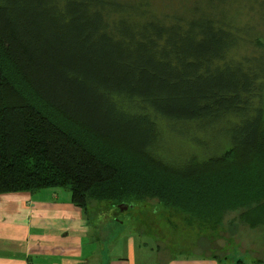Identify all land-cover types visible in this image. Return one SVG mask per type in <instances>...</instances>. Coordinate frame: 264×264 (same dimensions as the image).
Instances as JSON below:
<instances>
[{
	"label": "trees",
	"instance_id": "obj_1",
	"mask_svg": "<svg viewBox=\"0 0 264 264\" xmlns=\"http://www.w3.org/2000/svg\"><path fill=\"white\" fill-rule=\"evenodd\" d=\"M223 1L0 0V194L59 187L86 212L156 198L213 229L233 211L263 225L264 38ZM160 121L230 146L172 164Z\"/></svg>",
	"mask_w": 264,
	"mask_h": 264
},
{
	"label": "rangeland",
	"instance_id": "obj_2",
	"mask_svg": "<svg viewBox=\"0 0 264 264\" xmlns=\"http://www.w3.org/2000/svg\"><path fill=\"white\" fill-rule=\"evenodd\" d=\"M150 1L159 11H178L184 6L192 9L194 1L201 6L208 3V0ZM261 5H264V0H225L219 3L217 8L224 18L235 21L241 27L256 26L257 32L264 38L262 21L264 9L260 8ZM250 50L252 51L245 43L240 48V54L248 53ZM160 122V138L155 153L172 164H183L193 156L203 160L213 152L221 153L230 146L227 139L224 140L221 136H218V141L214 144L205 143V146V134L197 132L193 124H188V131L182 133L181 130L179 132L173 129L166 121ZM194 134L201 138V145L192 141ZM61 190L67 194L66 189ZM91 203L98 207V210L96 209L98 212L102 211L107 215V218L98 220L97 215L91 211L88 216L91 221L89 238L92 241V246L88 250L94 248L99 254L102 252L103 264H107L113 256H122L126 250L125 236L137 232L138 229L149 233L155 239L167 241V244L171 245L168 248L170 251L167 252L170 254H186L184 251L188 249L185 243H190L192 248L190 250L201 252L204 247L206 253L218 254L221 261L225 260L226 264H234V260L238 258L243 259L244 264H261L264 261V224L256 226L245 224L240 219V212H227L213 229L211 224L205 225L204 220L156 198L128 204L129 208L123 211L118 210L120 204L112 207L111 202L106 201L92 200ZM117 218L120 223L123 222L120 226ZM181 242L180 246H176ZM139 251L144 256L150 255L145 247ZM224 255L229 256V259H224Z\"/></svg>",
	"mask_w": 264,
	"mask_h": 264
},
{
	"label": "crops",
	"instance_id": "obj_3",
	"mask_svg": "<svg viewBox=\"0 0 264 264\" xmlns=\"http://www.w3.org/2000/svg\"><path fill=\"white\" fill-rule=\"evenodd\" d=\"M61 189L0 194V264H103L102 252L88 250L92 246L88 216L93 211L98 220H103L106 213L98 212V208L86 212L73 203L70 191L64 194ZM116 221L119 226L123 223ZM125 239V253L113 256L107 264H226L196 250L167 253L171 246L167 241L140 229ZM185 244L190 247V243ZM143 247L150 255L140 253ZM159 247L165 250L159 251ZM238 259L233 263L238 264Z\"/></svg>",
	"mask_w": 264,
	"mask_h": 264
},
{
	"label": "flooded vegetation",
	"instance_id": "obj_4",
	"mask_svg": "<svg viewBox=\"0 0 264 264\" xmlns=\"http://www.w3.org/2000/svg\"><path fill=\"white\" fill-rule=\"evenodd\" d=\"M126 206V207H125ZM123 207L125 208L124 210H127L129 207H128V205H123ZM118 210H122V208L120 207V205H118ZM123 211V210H122Z\"/></svg>",
	"mask_w": 264,
	"mask_h": 264
},
{
	"label": "water",
	"instance_id": "obj_5",
	"mask_svg": "<svg viewBox=\"0 0 264 264\" xmlns=\"http://www.w3.org/2000/svg\"><path fill=\"white\" fill-rule=\"evenodd\" d=\"M120 207L122 208V210H124L125 208L123 207V204H120ZM126 207V206H125Z\"/></svg>",
	"mask_w": 264,
	"mask_h": 264
}]
</instances>
